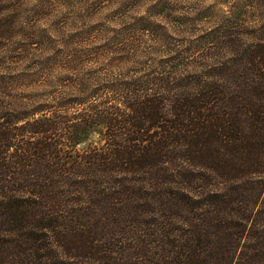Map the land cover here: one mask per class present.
I'll return each instance as SVG.
<instances>
[{
	"label": "trees",
	"instance_id": "trees-1",
	"mask_svg": "<svg viewBox=\"0 0 264 264\" xmlns=\"http://www.w3.org/2000/svg\"><path fill=\"white\" fill-rule=\"evenodd\" d=\"M243 17L184 49L133 27L154 46L111 50V75L0 100V264H264V43L241 53Z\"/></svg>",
	"mask_w": 264,
	"mask_h": 264
},
{
	"label": "rangeland",
	"instance_id": "rangeland-1",
	"mask_svg": "<svg viewBox=\"0 0 264 264\" xmlns=\"http://www.w3.org/2000/svg\"><path fill=\"white\" fill-rule=\"evenodd\" d=\"M228 6L244 11L238 48L255 56L264 43V0H0V100L15 108L46 103L54 92L71 93L80 76L91 85L92 76L111 75L106 64L123 56L110 53L118 46H154L133 27H161L157 42L184 49L214 29Z\"/></svg>",
	"mask_w": 264,
	"mask_h": 264
}]
</instances>
